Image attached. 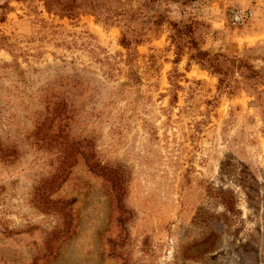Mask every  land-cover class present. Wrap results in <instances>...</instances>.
I'll list each match as a JSON object with an SVG mask.
<instances>
[{"label": "rangeland", "instance_id": "rangeland-1", "mask_svg": "<svg viewBox=\"0 0 264 264\" xmlns=\"http://www.w3.org/2000/svg\"><path fill=\"white\" fill-rule=\"evenodd\" d=\"M138 5L143 0H132ZM0 9V264H264V106L165 28ZM203 49L264 67V0H198ZM252 13L243 24L235 11Z\"/></svg>", "mask_w": 264, "mask_h": 264}, {"label": "trees", "instance_id": "trees-1", "mask_svg": "<svg viewBox=\"0 0 264 264\" xmlns=\"http://www.w3.org/2000/svg\"><path fill=\"white\" fill-rule=\"evenodd\" d=\"M10 1L0 0V9L9 10ZM43 1L47 12L61 19L90 15L99 23L120 27V44L128 51L129 61L137 56V47L150 35H158L166 28L175 63L188 55L191 61L218 76L219 93L232 97L245 90L255 96L258 105L264 106V67L258 68L247 56L213 54L203 49L209 26L192 12L198 0H143L138 5L132 0Z\"/></svg>", "mask_w": 264, "mask_h": 264}, {"label": "built area", "instance_id": "built-area-1", "mask_svg": "<svg viewBox=\"0 0 264 264\" xmlns=\"http://www.w3.org/2000/svg\"><path fill=\"white\" fill-rule=\"evenodd\" d=\"M250 17H252V13H247L243 10H238L234 12L233 20L235 23L243 24Z\"/></svg>", "mask_w": 264, "mask_h": 264}]
</instances>
